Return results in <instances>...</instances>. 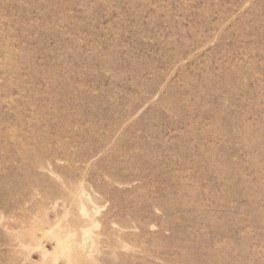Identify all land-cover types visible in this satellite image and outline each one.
I'll use <instances>...</instances> for the list:
<instances>
[{
    "label": "rangeland",
    "instance_id": "374dc122",
    "mask_svg": "<svg viewBox=\"0 0 264 264\" xmlns=\"http://www.w3.org/2000/svg\"><path fill=\"white\" fill-rule=\"evenodd\" d=\"M0 264H264V0H0Z\"/></svg>",
    "mask_w": 264,
    "mask_h": 264
}]
</instances>
